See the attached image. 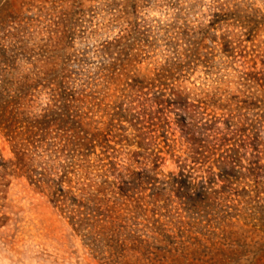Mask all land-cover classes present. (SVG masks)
Returning <instances> with one entry per match:
<instances>
[{
	"label": "rangeland",
	"instance_id": "374dc122",
	"mask_svg": "<svg viewBox=\"0 0 264 264\" xmlns=\"http://www.w3.org/2000/svg\"><path fill=\"white\" fill-rule=\"evenodd\" d=\"M35 65L88 95L103 133L90 157L139 172L136 195L184 213L174 191L210 192L201 214L264 231V0H0L1 95ZM130 85L163 93L154 117ZM187 134L220 139L197 159ZM13 156L0 129V163ZM0 182V264H95L46 193L19 173Z\"/></svg>",
	"mask_w": 264,
	"mask_h": 264
},
{
	"label": "trees",
	"instance_id": "16d2710c",
	"mask_svg": "<svg viewBox=\"0 0 264 264\" xmlns=\"http://www.w3.org/2000/svg\"><path fill=\"white\" fill-rule=\"evenodd\" d=\"M53 69L51 65L30 68L16 82L14 100L0 92V129L14 153L12 160L0 163V180L9 172L19 173L46 193L95 264H264L263 229L237 225L228 216L213 222L200 213L208 206L210 192H190L185 187L174 191L181 213L170 198L165 200L171 203L161 204L157 198L145 201L136 195L133 184L141 179L139 172L125 167L117 174L116 162L92 160V140L103 135L100 127L91 126L88 113L94 105L67 75L50 78ZM130 88L140 104L138 115L154 117L159 108L152 107L163 103V93L153 91L149 96L152 87ZM44 89L47 101L34 112L37 95ZM209 126H216L215 122ZM188 134L190 151L197 159L213 153L220 139L199 140ZM241 140L244 144L247 137ZM174 182L183 180L173 176L168 181ZM257 232L261 238L254 239Z\"/></svg>",
	"mask_w": 264,
	"mask_h": 264
}]
</instances>
